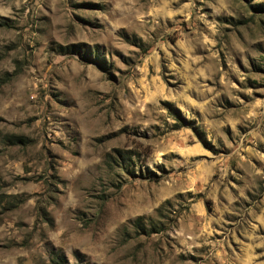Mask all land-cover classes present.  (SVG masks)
Returning <instances> with one entry per match:
<instances>
[{
	"label": "rangeland",
	"instance_id": "374dc122",
	"mask_svg": "<svg viewBox=\"0 0 264 264\" xmlns=\"http://www.w3.org/2000/svg\"><path fill=\"white\" fill-rule=\"evenodd\" d=\"M57 253L264 264V0H0V264Z\"/></svg>",
	"mask_w": 264,
	"mask_h": 264
},
{
	"label": "trees",
	"instance_id": "16d2710c",
	"mask_svg": "<svg viewBox=\"0 0 264 264\" xmlns=\"http://www.w3.org/2000/svg\"><path fill=\"white\" fill-rule=\"evenodd\" d=\"M13 139L17 142H23L24 141V138L21 136H15V137H13ZM141 219L142 218H139L137 220V222H139ZM54 261L56 262V264H64L65 263L64 257L58 253L54 256Z\"/></svg>",
	"mask_w": 264,
	"mask_h": 264
}]
</instances>
